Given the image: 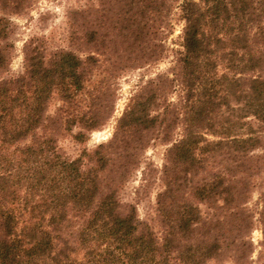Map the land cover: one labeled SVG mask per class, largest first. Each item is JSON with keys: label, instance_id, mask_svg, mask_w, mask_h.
I'll use <instances>...</instances> for the list:
<instances>
[{"label": "trees", "instance_id": "trees-1", "mask_svg": "<svg viewBox=\"0 0 264 264\" xmlns=\"http://www.w3.org/2000/svg\"><path fill=\"white\" fill-rule=\"evenodd\" d=\"M31 2L0 0V75L13 59L10 15ZM91 8L69 17L71 45L86 57L31 41L24 72L0 79V264H208L227 256L244 264L253 245L248 201L264 175V0H98ZM174 10L184 21L174 79L150 81L110 141L67 159L57 136L79 129L74 138L84 143L109 125L120 75L163 57ZM152 133L172 142L159 232L119 197Z\"/></svg>", "mask_w": 264, "mask_h": 264}, {"label": "rangeland", "instance_id": "rangeland-1", "mask_svg": "<svg viewBox=\"0 0 264 264\" xmlns=\"http://www.w3.org/2000/svg\"><path fill=\"white\" fill-rule=\"evenodd\" d=\"M98 0H32L30 7L19 14L10 15L12 21V34L9 41L14 45L13 59L8 71L0 75V79H10L24 72L25 45L28 42H41L47 53L59 50H72L83 57L88 52L77 49L71 45L70 14L74 11H82L96 7ZM177 3H175V6ZM180 12H173V31L165 39L163 57L153 63L144 65L139 69H131L120 75L115 89L116 110L112 121L105 128L94 131L84 143L78 142L73 132H62L57 136L59 152L67 159H77L84 151H93L100 144L110 141L116 129L118 119L123 115L130 100L140 93L141 88L158 76H168L174 79L176 52L180 49L183 36L184 21ZM102 71L99 70V74ZM107 77L106 74L102 75ZM181 92L178 87L173 88L169 100L178 103ZM61 102L55 99L49 110L54 115ZM182 128H177L172 134V142L178 139ZM151 134L149 146L143 153L141 164L132 174L128 182L122 187L119 197L124 204L136 207L139 219L147 223L156 232H159L157 214V198L164 190L163 168L166 162L167 152L172 142L165 141L162 137L156 138ZM255 186L248 201L249 212L254 216V225L251 235L252 253L244 264H264V236L260 222L262 211V193H264V175L256 177ZM203 212H207L206 206H202ZM208 264H242L233 257L227 256L221 261H212Z\"/></svg>", "mask_w": 264, "mask_h": 264}]
</instances>
